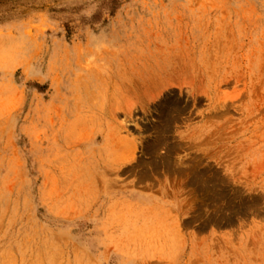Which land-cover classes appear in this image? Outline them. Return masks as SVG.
I'll return each mask as SVG.
<instances>
[{"label": "rangeland", "instance_id": "rangeland-1", "mask_svg": "<svg viewBox=\"0 0 264 264\" xmlns=\"http://www.w3.org/2000/svg\"><path fill=\"white\" fill-rule=\"evenodd\" d=\"M0 264H264V0H0Z\"/></svg>", "mask_w": 264, "mask_h": 264}]
</instances>
